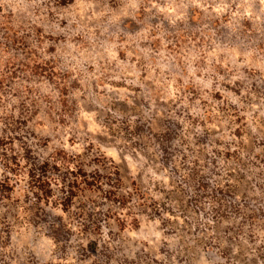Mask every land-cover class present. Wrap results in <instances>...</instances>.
<instances>
[{
	"label": "rangeland",
	"instance_id": "374dc122",
	"mask_svg": "<svg viewBox=\"0 0 264 264\" xmlns=\"http://www.w3.org/2000/svg\"><path fill=\"white\" fill-rule=\"evenodd\" d=\"M169 2L0 4V264H264V22L229 28L230 14L189 6L173 26ZM98 51L124 76L105 79L110 70L91 62ZM70 52L81 76L104 72L89 100L107 93L119 108L80 111L98 140L71 154L75 136L54 147L71 119L69 93L86 87L65 68ZM210 59L225 77L213 76L210 94L195 82L200 72L170 82L167 98L155 92L161 68L168 77L183 65L187 76L186 61L201 68ZM49 99L59 102L50 109ZM105 141L131 158L113 159ZM42 163L56 180L50 198L35 188ZM84 172L100 186H85Z\"/></svg>",
	"mask_w": 264,
	"mask_h": 264
},
{
	"label": "clouds",
	"instance_id": "9594fccd",
	"mask_svg": "<svg viewBox=\"0 0 264 264\" xmlns=\"http://www.w3.org/2000/svg\"><path fill=\"white\" fill-rule=\"evenodd\" d=\"M11 0H0V4H7L10 3ZM43 0H32V4L39 5L42 3ZM98 2V0H88V7L91 8L93 3ZM142 2V0H126V4L131 7H136ZM149 2H152V0H149ZM236 6V11H233L232 6ZM198 7L203 9L206 13L208 11L209 6H213V11L219 15H224L226 13L230 14V20L228 25L226 27L231 28L233 26V21L242 20L245 18L252 19L255 18L256 22H264L262 18H264V0H170L169 7L173 8V15L170 17V22L175 26V22L177 20H184L186 15L187 7ZM211 15V13H209ZM73 51H78L76 49H73ZM70 57V67L65 66L66 70L70 74H75L76 77L80 79L85 80L86 87L81 90L80 97H83L81 99L80 97L73 96L71 93H69V97L73 102V106L71 109H69V115L71 119L68 121L66 127H62L59 129V131L56 132V135L60 137L59 140H54V147H60L64 148L67 145V141L72 137H76V143L75 148H72L71 146L68 147L69 153H73L75 151L83 152L84 149L87 147L88 143L95 142L98 140V137L95 135L89 136L88 129L82 127V125L79 122V116L78 113L85 108L89 109V112L91 114L97 115V116H107V114L113 112V108L115 107L117 110H119L117 105H113L112 107L108 106L107 103V96L106 93L105 98H99V93L96 94L98 97L97 100H89V94L91 93V82L93 80H98L100 76L104 75V72L97 71L95 73H92L91 75L87 76L85 78L84 76H81L80 73L82 71V64L81 60L77 59L75 55H72L71 52L68 54ZM195 59V57H193ZM108 61L107 65L101 64L100 61ZM74 61V63H71ZM90 61L88 59H84V63H89ZM91 62L96 66L98 69L101 68H107L110 70V75L105 76V79L110 80H119L121 77L124 76V73L117 72V69L120 68L121 62L116 59L115 56L109 57L105 54V52H97L96 56L91 57ZM232 61H230L231 63ZM160 61H157L155 67H160ZM187 63V67L189 69L188 75L185 76L184 72L182 71L183 65H173L175 71L169 72V76L165 77L164 72L166 69L161 68L160 73V84L156 88L155 92L160 96L167 98L169 97L168 93V84L172 81H175L176 79H193L195 77L196 72L202 73L201 76L196 78L195 82L198 84H202L204 89L208 90V94H210L213 89V76L217 77L218 80L223 81L225 79L224 76H219L218 71L215 70L214 64L212 60L210 59L206 66L201 68H192L191 64ZM225 69L228 71H231V69H228V65H224ZM227 75V72L225 73ZM234 79V78H233ZM129 83H134V81H129ZM155 83V81H153ZM58 89V86H57ZM102 91H104L102 89ZM114 92H118V89H112ZM46 95V94H45ZM118 100V97H116ZM43 102V96H41L39 93L35 94V102L33 104V107H38L39 103ZM59 102V99L52 100L49 99L48 103L51 108H54L55 105ZM152 103V110L155 111L157 106L155 103V100H151ZM102 105L104 107H102ZM5 114L4 110L0 109V116H3ZM119 123V121H118ZM3 127V123L0 122V128ZM98 127L103 129V124H98ZM87 138V141L85 140ZM104 147L106 152H115L116 156L113 157V159H119L121 156H123L124 159H130L131 154L125 149L120 148L119 145L113 144L109 141L104 142ZM0 172H3V168H0ZM174 261L176 260V257L174 256L172 258Z\"/></svg>",
	"mask_w": 264,
	"mask_h": 264
},
{
	"label": "trees",
	"instance_id": "16d2710c",
	"mask_svg": "<svg viewBox=\"0 0 264 264\" xmlns=\"http://www.w3.org/2000/svg\"><path fill=\"white\" fill-rule=\"evenodd\" d=\"M50 166L48 165V163H42L41 165L35 166V171H37L38 173L36 174L37 177V184L35 188H37L38 190H41L44 192L45 197L46 198H50L51 197V185L54 184V182L56 180L52 179V177H47L46 174V169H50ZM53 168V167H52ZM55 169V167H54ZM82 177H84V181L83 183L85 184V186L87 187H98L100 186V182L93 179V180H86V174L85 172L82 173ZM45 178V179H44ZM61 204L63 206H66L67 204H70L71 202V198L66 195L62 200H61Z\"/></svg>",
	"mask_w": 264,
	"mask_h": 264
}]
</instances>
